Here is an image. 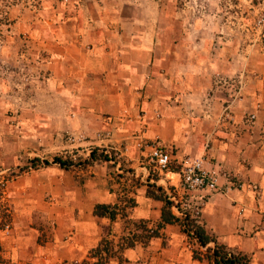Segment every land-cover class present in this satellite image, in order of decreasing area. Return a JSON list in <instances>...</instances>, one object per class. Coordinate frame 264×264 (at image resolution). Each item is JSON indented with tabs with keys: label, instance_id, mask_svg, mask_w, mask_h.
<instances>
[{
	"label": "rangeland",
	"instance_id": "1",
	"mask_svg": "<svg viewBox=\"0 0 264 264\" xmlns=\"http://www.w3.org/2000/svg\"><path fill=\"white\" fill-rule=\"evenodd\" d=\"M94 23L102 24L105 35L112 30L132 42H149L151 65L163 89L167 80L178 92L180 87L210 91L218 84L240 89L245 68L255 70L254 62L264 57V0H0V264L95 262L89 255L98 244L81 256L68 257L65 246L74 235L61 232L55 237L57 225L34 209L39 201L69 207L74 193L68 184L86 178L94 165H105L111 181L122 182L123 173L116 170L118 164L123 167L118 150L80 145L76 134L83 115L64 110L87 100L64 95L45 66L51 53L41 39L59 40L52 31L62 26L61 38L70 41L72 28L88 30ZM55 87L60 96L52 95ZM94 149L109 160L86 163ZM54 157L73 165L61 168L51 163ZM124 172L131 171L124 167ZM41 183L43 192L37 188ZM52 184H58L54 196ZM16 208L33 211L26 220L34 231H17ZM140 227L136 224L133 233L117 239L104 230L102 238L113 244L106 264H207L193 259L192 251L204 249L186 237L181 244L169 245L165 239L143 245L146 233ZM132 235L140 242L137 247H120Z\"/></svg>",
	"mask_w": 264,
	"mask_h": 264
},
{
	"label": "crops",
	"instance_id": "2",
	"mask_svg": "<svg viewBox=\"0 0 264 264\" xmlns=\"http://www.w3.org/2000/svg\"><path fill=\"white\" fill-rule=\"evenodd\" d=\"M101 26L72 28L70 41L61 38L63 27L59 26L57 33L52 31L59 40L41 41L51 53L45 66L62 93L87 100L64 109L83 115V127L76 134L81 137L79 144L118 150L123 167L118 164L116 170L123 173L122 182H112L105 165H94L88 167L86 178L79 181L77 177V183L68 184L74 193L69 207L60 209L39 201L34 209L54 221L55 237L61 232L74 235L65 247L68 257L76 258L97 245L105 229L117 239L133 233L140 222L149 228L159 223L164 202L147 193L149 185L193 204L198 193H183L177 170L184 157L199 159L207 170L222 168L229 177L258 187L257 191L243 187L227 194L201 193L205 200L199 223L218 244L246 254L251 264H264V57L254 62L255 70L245 68L240 89L218 84L210 91L180 87L178 92L172 80L165 82L167 89L159 87L149 42H132L112 30L106 36ZM57 88L53 96L61 95ZM140 141L166 146L171 152V171L153 177L148 149H142ZM124 167L131 172H124ZM225 182L224 177L218 179L219 185ZM37 188L43 192L45 187L41 183ZM56 192L58 184H52V196ZM128 200L133 206L128 207ZM97 204L116 205V218L95 216ZM170 210L180 216L175 206ZM15 211L17 231H34L26 220L33 211ZM160 233L161 237L148 241V247L165 239L169 245L185 240L178 224H166Z\"/></svg>",
	"mask_w": 264,
	"mask_h": 264
},
{
	"label": "trees",
	"instance_id": "3",
	"mask_svg": "<svg viewBox=\"0 0 264 264\" xmlns=\"http://www.w3.org/2000/svg\"><path fill=\"white\" fill-rule=\"evenodd\" d=\"M5 21L7 22L6 19ZM97 160L108 161V155L97 154L96 149L91 150L86 163H91ZM51 163L58 164L64 169L73 165L72 161L63 160L58 157H54ZM44 164L48 165L50 163L48 161H44ZM147 193L153 198L163 201L164 206L161 212V221L159 223L154 224L151 228L144 225L143 222L139 223L142 231L146 233V241L141 242L143 245L147 244L151 238L161 237L160 231L164 225L178 224L189 242H194L198 249H204V253H200L197 250L192 251L193 259L206 261L207 264H251L250 258L246 254L233 251L224 245L218 244L214 237L207 234L203 226L199 223V219L192 218L189 214H184L179 217L173 215L170 208L174 203L168 199L161 187L154 184L149 185ZM127 204L128 207L133 206L132 200H128ZM116 210V205L97 204L94 207L93 214L97 217H107L112 221L116 218ZM109 233L110 232L107 231L105 235L108 236ZM133 238L134 235H132L130 240L125 238L124 240L129 241L125 242V244L120 247L129 249L133 248L137 243H140L138 240H134ZM210 243H213V246H209ZM109 246H113L112 242L104 237L98 243L96 248L90 251L89 257L95 260L94 264H106L108 262Z\"/></svg>",
	"mask_w": 264,
	"mask_h": 264
},
{
	"label": "built area",
	"instance_id": "4",
	"mask_svg": "<svg viewBox=\"0 0 264 264\" xmlns=\"http://www.w3.org/2000/svg\"><path fill=\"white\" fill-rule=\"evenodd\" d=\"M254 116L251 115L250 119ZM142 149H148V159L150 166V174L155 177L160 173H168L171 171L172 157L169 149L157 141L151 143L139 142ZM177 173L180 177V188L183 193L196 192L197 200L193 204L188 198L176 200L172 194L167 197L172 201L175 208L179 211V215L189 214L190 217L199 219L201 207L205 198L201 193L207 194H227L232 190H240L243 187H249L253 191H257L258 187L252 183H244L233 177H229L227 172L222 168L207 170L203 167L202 160L184 157L179 163ZM155 175V176H154ZM224 177L226 182L222 185L218 184V179ZM9 228L8 224L4 226Z\"/></svg>",
	"mask_w": 264,
	"mask_h": 264
}]
</instances>
